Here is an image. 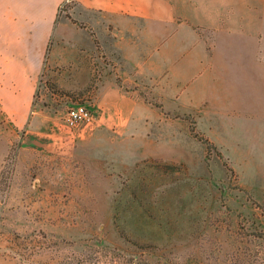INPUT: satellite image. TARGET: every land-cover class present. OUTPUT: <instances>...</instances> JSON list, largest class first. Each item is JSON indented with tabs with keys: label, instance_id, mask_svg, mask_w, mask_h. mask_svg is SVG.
Instances as JSON below:
<instances>
[{
	"label": "rangeland",
	"instance_id": "rangeland-1",
	"mask_svg": "<svg viewBox=\"0 0 264 264\" xmlns=\"http://www.w3.org/2000/svg\"><path fill=\"white\" fill-rule=\"evenodd\" d=\"M53 45L31 109L0 98V264H264V145L245 124L228 147L210 138L221 158L195 137L199 116L168 113L145 90L163 121L109 127L96 108L104 65L52 64ZM79 103L98 121L73 131L65 117Z\"/></svg>",
	"mask_w": 264,
	"mask_h": 264
},
{
	"label": "crops",
	"instance_id": "crops-1",
	"mask_svg": "<svg viewBox=\"0 0 264 264\" xmlns=\"http://www.w3.org/2000/svg\"><path fill=\"white\" fill-rule=\"evenodd\" d=\"M65 2L71 18L59 20ZM73 20L93 29L100 48ZM50 43L52 64L104 65L96 108L109 127L162 122L142 99L148 90L168 113L199 116L221 148L240 123L264 145L260 0H0V98L24 99L20 112L32 107Z\"/></svg>",
	"mask_w": 264,
	"mask_h": 264
},
{
	"label": "built area",
	"instance_id": "built-area-1",
	"mask_svg": "<svg viewBox=\"0 0 264 264\" xmlns=\"http://www.w3.org/2000/svg\"><path fill=\"white\" fill-rule=\"evenodd\" d=\"M69 3L65 2L62 9ZM97 121V110L91 103H79L70 107L65 117V125L73 131H77L83 126L93 127Z\"/></svg>",
	"mask_w": 264,
	"mask_h": 264
},
{
	"label": "trees",
	"instance_id": "trees-1",
	"mask_svg": "<svg viewBox=\"0 0 264 264\" xmlns=\"http://www.w3.org/2000/svg\"><path fill=\"white\" fill-rule=\"evenodd\" d=\"M68 17L71 18L70 15H68ZM73 22L76 23V24H78L79 26H81L83 28H87L88 30H90L91 33L93 34L94 38H95V41H96L97 46L100 48V44H99V42H98V40H97V38L95 36V33L91 30V28L88 25L82 24V23H80V22H78L76 20H73ZM119 83L121 84V80L120 79H119ZM158 103H156L155 106L163 109V105L161 103H159V104ZM195 137H197L200 141H202L203 143H205L207 145V147L209 148V150L210 149H214V150L217 151L218 156H220L221 158L224 157L223 153L220 150H218L217 145L209 137H207L206 135H202L200 133H196L195 134ZM146 264H149V263H146Z\"/></svg>",
	"mask_w": 264,
	"mask_h": 264
}]
</instances>
